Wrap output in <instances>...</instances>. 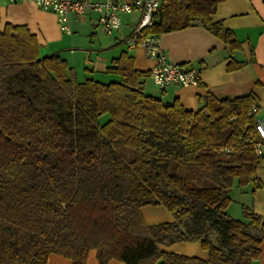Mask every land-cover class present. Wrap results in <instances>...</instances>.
<instances>
[{
	"label": "trees",
	"instance_id": "16d2710c",
	"mask_svg": "<svg viewBox=\"0 0 264 264\" xmlns=\"http://www.w3.org/2000/svg\"><path fill=\"white\" fill-rule=\"evenodd\" d=\"M221 1L165 0L145 32L199 23L238 48L210 17ZM39 47L24 25L0 29V264H46L51 253L86 264L91 249L100 264H251L259 256L264 216L226 212L235 182L261 185L245 140L253 94L208 95L186 110L147 94L148 72L126 53L107 68L118 79L102 83L77 81L65 59ZM147 205L173 220L148 226ZM180 241L200 242L207 259L158 249Z\"/></svg>",
	"mask_w": 264,
	"mask_h": 264
},
{
	"label": "crops",
	"instance_id": "0c3cea01",
	"mask_svg": "<svg viewBox=\"0 0 264 264\" xmlns=\"http://www.w3.org/2000/svg\"><path fill=\"white\" fill-rule=\"evenodd\" d=\"M140 16L137 10L122 14L121 29L107 34L98 25L96 12L87 11L81 19L70 14L69 32H64L52 12L38 8L30 1L0 0V29L6 23L26 26L37 38L40 55L56 54L65 59L77 81L93 78L103 83L118 79V75L108 72L107 68L126 53L132 58L134 69L148 72L143 79L144 91L163 103L177 100L184 109L195 111L203 106L208 95L231 99L251 93L258 106L255 119L264 120V0H222L211 14L213 21H222L223 27L232 31L238 48L231 49L228 43L199 23L159 35V43L170 61L200 69L201 81L196 86L168 85L160 89L154 84L149 75L154 61L145 57L141 47L128 48L123 40L136 28ZM232 61L243 65L230 69L227 66ZM147 79L153 84H148ZM255 173L261 184L256 189L252 183L240 186L235 182L232 186L231 201L226 208L230 216L245 220L243 207L264 216V158L258 159ZM234 192L241 196L238 206L232 205ZM140 210L148 226L173 220L162 206L147 205ZM259 248L260 254L251 264H264V239ZM158 249L182 256L208 257L198 241L159 245ZM46 264L73 263L63 255L51 253ZM86 264H100L94 249L89 251ZM106 264L124 262L112 259Z\"/></svg>",
	"mask_w": 264,
	"mask_h": 264
},
{
	"label": "built area",
	"instance_id": "2783aa9c",
	"mask_svg": "<svg viewBox=\"0 0 264 264\" xmlns=\"http://www.w3.org/2000/svg\"><path fill=\"white\" fill-rule=\"evenodd\" d=\"M20 1V0H10ZM46 11L55 14L60 29L69 32V16L77 19L84 17L87 11L97 13V23L103 32L110 34L122 27L121 15L137 10L141 18L136 28L124 37L128 48L141 47L145 57L154 61L149 75L154 84L163 89L168 85L196 86L201 81L200 69L181 63L172 62L167 58L161 46L159 35L145 32L162 8L165 0H25ZM258 106L251 105L249 114L256 113ZM246 141L250 142L254 154L264 158V120H255L252 131L246 132ZM225 151H228L225 148ZM44 264V263H43Z\"/></svg>",
	"mask_w": 264,
	"mask_h": 264
},
{
	"label": "rangeland",
	"instance_id": "374dc122",
	"mask_svg": "<svg viewBox=\"0 0 264 264\" xmlns=\"http://www.w3.org/2000/svg\"><path fill=\"white\" fill-rule=\"evenodd\" d=\"M147 83L148 84L149 83L153 84L150 79H147ZM107 118H108V115L105 114V115H103V116L100 117L99 121L103 123ZM240 197H241L240 194H238L237 192L232 193V198H233V204L232 205L238 206L237 205L238 204L237 202H240Z\"/></svg>",
	"mask_w": 264,
	"mask_h": 264
}]
</instances>
